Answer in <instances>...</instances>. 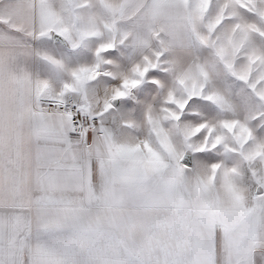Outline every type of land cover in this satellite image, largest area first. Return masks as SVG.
<instances>
[{"label":"snow or ice","instance_id":"1","mask_svg":"<svg viewBox=\"0 0 264 264\" xmlns=\"http://www.w3.org/2000/svg\"><path fill=\"white\" fill-rule=\"evenodd\" d=\"M0 264H264V0H0Z\"/></svg>","mask_w":264,"mask_h":264}]
</instances>
